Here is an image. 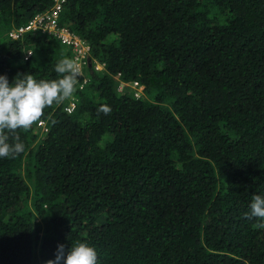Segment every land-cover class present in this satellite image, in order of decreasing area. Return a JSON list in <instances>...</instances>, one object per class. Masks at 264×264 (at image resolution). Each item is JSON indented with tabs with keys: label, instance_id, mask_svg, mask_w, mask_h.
Listing matches in <instances>:
<instances>
[{
	"label": "trees",
	"instance_id": "obj_1",
	"mask_svg": "<svg viewBox=\"0 0 264 264\" xmlns=\"http://www.w3.org/2000/svg\"><path fill=\"white\" fill-rule=\"evenodd\" d=\"M54 4L0 0L10 83L58 79L73 59L53 37L10 38ZM59 23L105 70L0 158V264H46L76 241L98 264H264L250 209L264 197V0H67Z\"/></svg>",
	"mask_w": 264,
	"mask_h": 264
},
{
	"label": "clouds",
	"instance_id": "obj_2",
	"mask_svg": "<svg viewBox=\"0 0 264 264\" xmlns=\"http://www.w3.org/2000/svg\"><path fill=\"white\" fill-rule=\"evenodd\" d=\"M54 71L58 79L37 80L34 75L23 73L10 83L6 75H0V158H15L22 154L25 145L19 133L27 132L39 123L45 109L70 99L84 75L76 60L67 57L56 63ZM111 111L108 105L97 108L98 114L110 115ZM250 209L251 216L259 219V227L264 228V197L253 195ZM46 264H98L97 252L86 242H73L67 250L60 244L55 259Z\"/></svg>",
	"mask_w": 264,
	"mask_h": 264
},
{
	"label": "built area",
	"instance_id": "obj_3",
	"mask_svg": "<svg viewBox=\"0 0 264 264\" xmlns=\"http://www.w3.org/2000/svg\"><path fill=\"white\" fill-rule=\"evenodd\" d=\"M55 4L51 9L43 13H38L32 17L25 25L14 29L10 32V38L13 40H20L27 33H41L49 37L57 39L62 45L69 48L72 52L73 59L82 67L83 77L78 83H81L80 88L83 89L87 82L86 70L94 67L96 71H104L105 64L100 63L97 60L92 61L91 59V47L90 44L83 40L80 36L72 32L66 26H62L59 21L63 11V8L67 0H54ZM32 56V52L29 51L25 54L24 60H28ZM130 83L123 82L120 89L129 86ZM133 88H138V82L133 84ZM78 100L73 95L67 106L65 107V112L72 114L76 111ZM42 128V132H47L48 127L46 122H40L38 124Z\"/></svg>",
	"mask_w": 264,
	"mask_h": 264
}]
</instances>
